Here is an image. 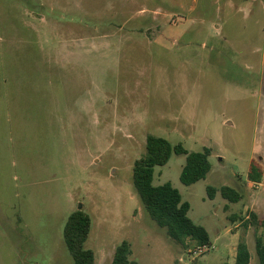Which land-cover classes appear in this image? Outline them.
<instances>
[{"label": "rangeland", "instance_id": "rangeland-1", "mask_svg": "<svg viewBox=\"0 0 264 264\" xmlns=\"http://www.w3.org/2000/svg\"><path fill=\"white\" fill-rule=\"evenodd\" d=\"M149 135L212 150L205 180L183 185L173 153L153 182L190 204L211 238L202 252L172 241L135 192ZM252 163L264 173V0H0V264H74L63 230L78 210L95 264L124 241L140 264H235L245 241L258 264ZM208 186L243 199L211 200Z\"/></svg>", "mask_w": 264, "mask_h": 264}, {"label": "trees", "instance_id": "trees-1", "mask_svg": "<svg viewBox=\"0 0 264 264\" xmlns=\"http://www.w3.org/2000/svg\"><path fill=\"white\" fill-rule=\"evenodd\" d=\"M186 156V163L182 169L180 180L183 185L191 186L205 180L212 170L210 157L212 150L205 148L202 152L189 153L181 144L175 147L168 140L149 135L146 140L145 153L135 162L133 167V186L142 205L156 224L166 230L167 236L177 244L185 246L187 241H193L200 248L210 247L211 238L207 229L193 222L189 216L190 204L183 201L180 192L171 184L155 186L154 176L157 167L165 166L172 154ZM264 177L263 169L256 163L250 166L248 180L261 183ZM209 199L213 200L219 193L231 204H237L243 196L236 189L229 186L215 188L208 186ZM227 210V206L225 207ZM233 223L237 216L229 218ZM248 228L251 225L264 227V218L259 219L251 213L248 220H244ZM91 218L83 210L69 215L63 230V239L74 264H95V253L86 248L91 232ZM256 252L258 264H264V240L256 238ZM131 245L124 241L116 249L112 264H140L131 259ZM251 253L245 241L237 246L235 264H250Z\"/></svg>", "mask_w": 264, "mask_h": 264}, {"label": "crops", "instance_id": "crops-1", "mask_svg": "<svg viewBox=\"0 0 264 264\" xmlns=\"http://www.w3.org/2000/svg\"><path fill=\"white\" fill-rule=\"evenodd\" d=\"M234 189H235V188H234ZM236 190H237V189H236ZM237 191H238V190H237ZM238 192H239V191H238ZM218 194H219V193H218ZM218 194H217V195H218ZM226 205H227L228 207H230V204L226 203ZM226 205H225V206H226ZM251 210H252V209H251ZM255 213H256V212H255ZM256 215H259V214L256 213ZM233 224H235V223H233Z\"/></svg>", "mask_w": 264, "mask_h": 264}, {"label": "built area", "instance_id": "built-area-1", "mask_svg": "<svg viewBox=\"0 0 264 264\" xmlns=\"http://www.w3.org/2000/svg\"><path fill=\"white\" fill-rule=\"evenodd\" d=\"M204 248H206V247H204ZM197 249L200 251V252H202L203 250V248H200V247H197Z\"/></svg>", "mask_w": 264, "mask_h": 264}, {"label": "water", "instance_id": "water-1", "mask_svg": "<svg viewBox=\"0 0 264 264\" xmlns=\"http://www.w3.org/2000/svg\"><path fill=\"white\" fill-rule=\"evenodd\" d=\"M81 208V207H80Z\"/></svg>", "mask_w": 264, "mask_h": 264}]
</instances>
